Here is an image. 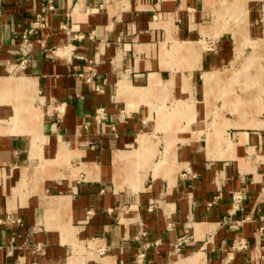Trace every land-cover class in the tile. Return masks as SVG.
Here are the masks:
<instances>
[{"label": "crops", "instance_id": "0c3cea01", "mask_svg": "<svg viewBox=\"0 0 264 264\" xmlns=\"http://www.w3.org/2000/svg\"><path fill=\"white\" fill-rule=\"evenodd\" d=\"M193 5L194 0H0V116L14 115L16 98L15 92L6 95L16 85L4 80L31 78L37 93L20 92L30 99L40 95L42 131L49 137L44 154L41 126L26 116V123L0 133V264H72L82 260L76 245L85 243L109 254L89 251L94 255L73 264H138L142 252V264H264V129L228 127L240 130L229 138L243 139L237 157L229 158L210 157L207 139L200 147L187 130L179 132L189 141L177 143L166 171L157 176L144 167V189L128 186L142 162L151 161L156 149L152 160L159 162L155 158L163 159L165 149V140L162 149L144 144L145 135L160 143L146 132L158 120L130 89L145 98L172 87L175 78L165 79L164 72L173 70L161 47L174 38L192 41L193 24L179 22ZM38 15L43 24L29 35L31 51L22 63L24 34ZM218 60L208 54L193 71ZM184 70L189 69L173 72ZM181 82L182 92L188 91ZM60 104L62 113L54 109ZM19 126L29 130L14 132ZM59 142L83 155L58 168L64 176L49 175L33 192L40 158L51 165ZM218 147L227 148L223 141ZM141 155L138 165L131 164ZM84 163L91 170L77 171ZM130 165L136 168L128 177ZM237 190L246 197L234 212ZM243 239L246 246L240 247Z\"/></svg>", "mask_w": 264, "mask_h": 264}, {"label": "rangeland", "instance_id": "374dc122", "mask_svg": "<svg viewBox=\"0 0 264 264\" xmlns=\"http://www.w3.org/2000/svg\"><path fill=\"white\" fill-rule=\"evenodd\" d=\"M186 11L185 18L181 19L179 23L181 25L185 22L193 24L195 29L192 41H180L173 37V42L169 43L170 45L165 42L161 48L163 51L162 58L166 62L169 61L173 71L189 70L164 72L165 79L173 77L175 83L171 82L172 87L167 86V89L162 91H150L145 98L137 90L130 89L129 95L144 102L140 104H149L148 108H152L153 114L158 120L159 126L154 127L153 130L148 129L146 132L150 135L154 133L153 138H160V143L153 140L149 135H145L144 144L157 143V147L160 144L162 149L165 140V149L162 151L163 159L157 155L155 161H160L153 162V157L159 152L156 149L151 161L142 162V166L136 170L135 184H128L134 191L142 190L145 187L147 173L142 174L140 172L142 168H152L154 175L157 176L165 172L168 168V160L172 157L174 150L177 153V143L189 141V138L179 136V132L187 130L186 133L192 139L191 143H196L200 147L206 145L207 139L210 157L229 158L237 157L235 148L237 144L243 142V139L239 143L234 142L229 137H233L235 132L240 130L233 128L226 130L228 127L264 129V0H194L193 7ZM214 53L219 59L218 64H215L216 66L193 71L194 68L199 67L202 57ZM12 74L14 73L6 75L27 76L25 74ZM208 76L211 77V85L206 87L205 80ZM27 79L32 81L31 78ZM181 79L184 81L185 88H190L192 93L190 89L182 92L183 83ZM175 84L176 89L174 90ZM15 89V91L8 90L9 93L5 90L7 96L15 92L16 98L11 102L14 115L10 119H8L10 116H7L8 120L0 116V133L9 132L14 125L28 121L35 126H41L42 139L39 145L45 154V147L42 144L48 143L49 137L42 131L45 110L38 100L40 95H34L33 99L24 98L20 92L23 91L22 88L17 86ZM37 91L38 89L30 92L36 94ZM0 94L4 95V90ZM159 100L162 103H158ZM24 101H26V105L22 103ZM25 116L26 122L22 120ZM30 116L32 119L29 118ZM16 128L13 130L14 132L17 131L16 133L28 131L24 126ZM164 131L166 132L165 138ZM242 135L243 132H241ZM34 140L36 150L38 144L37 140ZM222 141L227 146L225 150L218 147ZM250 152L253 153L254 150L250 149ZM56 155L51 165L40 158L41 163L36 166L33 176L35 181L33 192L41 190L44 178L50 177L49 175H53V178L64 176V173L58 168L69 162L74 155L83 154L81 152L75 154L65 142H59L56 146ZM260 155L262 156V154ZM142 157V155L133 157L130 159L131 164L138 165V161L139 159L141 161ZM240 164L244 169L245 162L243 159H241ZM133 168L136 167H131V165L130 168L128 167L130 173L127 174L128 177L133 176ZM83 169L88 172L91 170L86 163L76 170ZM121 175V170L117 169L115 172L117 180H121L123 176ZM141 181L144 184H140ZM76 249L78 250L76 252L77 257L82 260H70L72 264L73 262L81 263L88 256H91L92 253L89 254V251H94L100 256L109 254L106 249L98 252L86 243L82 244L81 247L76 245ZM181 253L188 255L185 252Z\"/></svg>", "mask_w": 264, "mask_h": 264}, {"label": "built area", "instance_id": "2783aa9c", "mask_svg": "<svg viewBox=\"0 0 264 264\" xmlns=\"http://www.w3.org/2000/svg\"><path fill=\"white\" fill-rule=\"evenodd\" d=\"M42 20H41V15H38L37 19L34 21L33 25L31 26V28H29L25 34H24V45L21 49V51L23 52V55H24V59L22 60V63H25L28 58L27 56L30 54V46H31V42H30V39H29V35L36 29V28H39L40 26H42ZM64 104H60V105H57L56 107H54V109L58 112V113H62L64 111ZM245 192L243 190H237L234 192L233 194V200H232V210L235 212L237 210H240L243 206V202H244V199H245ZM154 203H152L153 205ZM19 222H21L20 219H17ZM182 240L180 242H178V244H176V250H180L181 249V245L183 244L184 242V238H181ZM156 243L158 244V241H156ZM239 245L240 247H245L246 246V242L245 240H241L239 242ZM237 245H235L236 247ZM144 257H145V253L142 252L138 255V264H142L143 260H144Z\"/></svg>", "mask_w": 264, "mask_h": 264}, {"label": "bare ground", "instance_id": "6f19581e", "mask_svg": "<svg viewBox=\"0 0 264 264\" xmlns=\"http://www.w3.org/2000/svg\"><path fill=\"white\" fill-rule=\"evenodd\" d=\"M6 79V78H5ZM210 79H211V77L210 76H208L207 78H206V80H205V86L206 87H209L211 84H210ZM4 82L6 83L5 85L6 86H9V85H11V84H13L14 82H15V85H16V87L18 86V87H21L22 88V90H27V91H34V90H37L38 89V87H37V82H35V81H29V79H27V78H17V79H14V78H12V79H6V80H4ZM212 87V86H211ZM53 110V108L51 107L50 108V111H52ZM24 128L25 129H28L29 130V128H26L25 126H24ZM17 129V128H16ZM15 132H17V131H15ZM91 176V175H90Z\"/></svg>", "mask_w": 264, "mask_h": 264}]
</instances>
